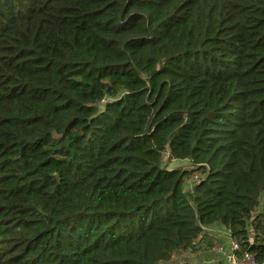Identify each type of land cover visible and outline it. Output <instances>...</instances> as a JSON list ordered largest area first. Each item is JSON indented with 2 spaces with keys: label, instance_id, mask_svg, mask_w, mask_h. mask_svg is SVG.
Listing matches in <instances>:
<instances>
[{
  "label": "trees",
  "instance_id": "1",
  "mask_svg": "<svg viewBox=\"0 0 264 264\" xmlns=\"http://www.w3.org/2000/svg\"><path fill=\"white\" fill-rule=\"evenodd\" d=\"M261 196L264 0H0V264H264Z\"/></svg>",
  "mask_w": 264,
  "mask_h": 264
},
{
  "label": "rangeland",
  "instance_id": "2",
  "mask_svg": "<svg viewBox=\"0 0 264 264\" xmlns=\"http://www.w3.org/2000/svg\"><path fill=\"white\" fill-rule=\"evenodd\" d=\"M191 164L188 161H172L169 162L168 158L165 157L163 160V167H167L168 169H180V170H187L190 169ZM192 178L190 182L185 186V190H189L195 183L198 182V178ZM258 213H264V196H261L260 198V206L258 208ZM216 234V237L218 238L219 245L221 246L217 247V244H215L214 249L211 251H207L204 253H200L198 255H192L189 253H183V252H177L173 256L170 264H201L199 257L206 259V264H228V254L230 252V245L229 241L226 238V231L223 226L217 225L216 227H212V230ZM215 240V236L212 237ZM223 256V254L226 252ZM222 255V256H221ZM201 259V260H202ZM199 260V261H198Z\"/></svg>",
  "mask_w": 264,
  "mask_h": 264
},
{
  "label": "built area",
  "instance_id": "3",
  "mask_svg": "<svg viewBox=\"0 0 264 264\" xmlns=\"http://www.w3.org/2000/svg\"><path fill=\"white\" fill-rule=\"evenodd\" d=\"M229 245L230 252L228 254V264H257L254 257L249 253L241 255L240 248L235 242L230 240Z\"/></svg>",
  "mask_w": 264,
  "mask_h": 264
},
{
  "label": "crops",
  "instance_id": "4",
  "mask_svg": "<svg viewBox=\"0 0 264 264\" xmlns=\"http://www.w3.org/2000/svg\"><path fill=\"white\" fill-rule=\"evenodd\" d=\"M213 227H214V226H213ZM215 227H216V226H215ZM211 230H212V227L208 228V231L211 233V236H212V237L215 236V242H216V244H217V247H220L221 245H219V241H218V238H219V237H216V234L214 233V231H211ZM225 231H226V234H225V235H226V238H227L228 241H229V240H230V237H229V231H228L227 229H225ZM220 250H222V246H221V249H220ZM227 252H228V251H226V252L223 254V256H224L225 254H227ZM221 256H222V255H221ZM201 259H202V258L199 257L200 263H201V264H206V262H204V261H206V259H204V258H203L202 260H201ZM199 260H198V261H199Z\"/></svg>",
  "mask_w": 264,
  "mask_h": 264
}]
</instances>
